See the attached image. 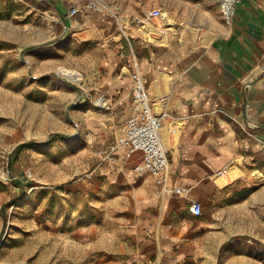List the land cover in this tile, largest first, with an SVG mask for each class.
<instances>
[{
	"label": "crops",
	"instance_id": "obj_1",
	"mask_svg": "<svg viewBox=\"0 0 264 264\" xmlns=\"http://www.w3.org/2000/svg\"><path fill=\"white\" fill-rule=\"evenodd\" d=\"M10 1L32 20L19 27L24 34L8 40L15 43H8V48L31 53L46 43L47 54L66 57L65 46L77 41L96 46L91 54L110 58L125 43L129 52L124 67L130 88V71L136 61L148 94L160 98L166 119L178 123L176 141L168 147L166 183L188 188L186 195L167 192L162 196L153 175L135 174L139 151L126 157L124 148H119L109 175L112 182L126 186L135 201L134 225L144 256L156 255L157 264L161 258L173 264H256L257 244L264 245V0H240L230 26L223 23L215 0V16L203 28L198 46L178 39L171 48L149 52L143 50L145 40L130 35L121 18L134 9V3L142 9L161 8L155 6L159 0H97L104 5L101 10L87 7L88 0ZM204 2L198 1L203 9ZM189 3L174 0V13L183 17L177 8ZM73 7L77 12L70 14ZM167 16L169 25L159 17L167 34L162 40L160 33V47L166 46L168 34L197 37L195 30L179 32L178 23ZM140 21L136 19V30L149 37V26ZM110 42L114 44L111 48ZM76 72L82 81L84 76ZM109 78L106 92H121L125 82L117 76ZM46 84L54 92L48 96L59 94L64 100L79 96L67 81L50 78ZM130 88V106L124 109L123 118L132 112ZM103 96L108 107L99 109H111V101ZM81 112L79 107L73 109L76 117L81 118ZM92 116L104 123L108 117L106 113ZM232 164L243 173L230 177L226 169ZM7 185L0 181V196ZM190 199L201 203V215L190 212Z\"/></svg>",
	"mask_w": 264,
	"mask_h": 264
},
{
	"label": "rangeland",
	"instance_id": "obj_2",
	"mask_svg": "<svg viewBox=\"0 0 264 264\" xmlns=\"http://www.w3.org/2000/svg\"><path fill=\"white\" fill-rule=\"evenodd\" d=\"M198 1L177 8L183 17L174 13V0H159L155 5L163 8V24H170L168 14L178 23L179 32L190 29L197 33L195 39L188 33L179 38L168 34L165 48L159 46L160 32L145 37L136 30L139 19L166 31L159 18L148 17L152 5L142 9L134 3V9L122 18L116 13L125 20L130 35L145 40V52L168 49L181 40L196 47L203 28L215 16V0H205V10ZM24 15L10 0L0 3V164L15 176L5 182L8 185L0 196V264H157L156 255L146 258L140 248L134 199L126 193V186L110 180L117 157L103 159L104 150L122 134L128 117L123 118L124 109L130 106V82L124 67L129 47L123 43V49L110 58L91 54L96 46L77 41L65 46L66 57L47 54L46 43L32 54L20 53L7 45L15 46L8 40L23 35L19 27L32 20ZM133 44L138 51L137 41ZM60 67L80 71L82 81L76 71L80 78L72 80ZM110 75L125 82L121 92H106ZM50 78L67 81L79 96L75 94L73 100H64L59 94L48 96L54 93L46 84ZM123 91L126 97H122ZM103 95L112 103L109 110L91 103ZM151 100L164 111L160 98ZM75 107L82 111L81 118L73 115ZM95 113H106L107 121L93 119ZM163 122V141L169 147L176 141L178 123L165 116ZM29 140L35 142L18 148ZM27 170L30 178L25 176ZM258 243L256 264H264V245ZM163 261L161 258L158 264Z\"/></svg>",
	"mask_w": 264,
	"mask_h": 264
},
{
	"label": "built area",
	"instance_id": "obj_3",
	"mask_svg": "<svg viewBox=\"0 0 264 264\" xmlns=\"http://www.w3.org/2000/svg\"><path fill=\"white\" fill-rule=\"evenodd\" d=\"M218 4L219 14L223 23L227 26L232 24L233 16L240 0H216ZM87 7L101 10L104 5L97 0H88ZM77 12V8L70 9V14ZM149 18H157L163 15V10L154 7L147 12ZM123 33V27L121 28ZM125 34V33H124ZM131 88L130 99L132 112L125 120L124 129L121 135L114 138L112 143L104 150L103 159L113 160L117 157L119 148H124L126 157H130L133 152H140V161L134 165V170L139 173H150L155 177L156 183L160 186V195L167 192L187 194L188 188L182 186L169 187L166 183V175L169 169L168 148L166 147L161 133L162 119L164 113L156 110L155 102L150 100L145 85V78L140 72L136 61L134 68L130 71ZM94 107L107 108V100L104 96H98L91 100ZM170 131L174 132L172 127ZM26 178L31 177L29 170L25 171ZM8 167L0 164V181L7 182L14 179ZM190 212L194 216L202 214V205L196 199H190ZM162 264H173L171 261H165Z\"/></svg>",
	"mask_w": 264,
	"mask_h": 264
},
{
	"label": "bare ground",
	"instance_id": "obj_4",
	"mask_svg": "<svg viewBox=\"0 0 264 264\" xmlns=\"http://www.w3.org/2000/svg\"><path fill=\"white\" fill-rule=\"evenodd\" d=\"M157 18H159V17H157ZM154 19V18H153ZM144 21V20H143ZM143 21H140V22H143ZM168 22V21H167ZM171 23V22H170ZM149 26V30H146V33H151V32H155V30L157 29L156 27H154V26H150V25H148ZM154 28H156V29H154ZM149 31V32H148ZM162 33V35H163V37L165 38L166 36H165V30H161V29H157V31H156V33ZM62 72L64 73V75L65 76H67L68 78H70V79H72V80H79V75L76 73V72H74V71H72V70H69V69H67V68H63L62 69ZM149 97H150V100H151V96L149 95ZM151 101H154V100H151ZM155 107H156V105L158 104V102H156L155 101ZM159 108H158V106L156 107V110L158 111V112H160V113H164L163 111L161 112V111H159L158 110ZM163 128V127H162ZM161 133H162V129H161ZM166 145V144H165ZM167 148H168V146H166ZM226 172H227V174L230 176V177H236V176H238V175H241L243 172H242V170L238 167V165H236V164H232L230 167H227V169H226ZM218 181L220 182V183H222V181H224V176L222 175L221 177H219L218 178Z\"/></svg>",
	"mask_w": 264,
	"mask_h": 264
},
{
	"label": "trees",
	"instance_id": "obj_5",
	"mask_svg": "<svg viewBox=\"0 0 264 264\" xmlns=\"http://www.w3.org/2000/svg\"><path fill=\"white\" fill-rule=\"evenodd\" d=\"M54 136H59L58 134H55ZM29 144H32V142H26V143H20L19 145H18V148L19 149H22V148H24V147H26V146H28ZM17 151V150H16ZM11 201V200H10ZM10 201H8V202H10ZM7 204V203H6ZM259 244V243H258Z\"/></svg>",
	"mask_w": 264,
	"mask_h": 264
},
{
	"label": "water",
	"instance_id": "obj_6",
	"mask_svg": "<svg viewBox=\"0 0 264 264\" xmlns=\"http://www.w3.org/2000/svg\"><path fill=\"white\" fill-rule=\"evenodd\" d=\"M175 41V40H174Z\"/></svg>",
	"mask_w": 264,
	"mask_h": 264
}]
</instances>
